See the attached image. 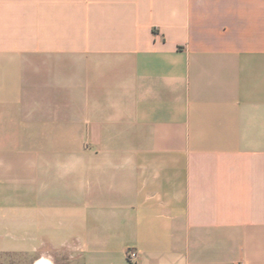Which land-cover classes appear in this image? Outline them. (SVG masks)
I'll use <instances>...</instances> for the list:
<instances>
[{
	"label": "crops",
	"instance_id": "crops-1",
	"mask_svg": "<svg viewBox=\"0 0 264 264\" xmlns=\"http://www.w3.org/2000/svg\"><path fill=\"white\" fill-rule=\"evenodd\" d=\"M0 253L264 264V0H0Z\"/></svg>",
	"mask_w": 264,
	"mask_h": 264
},
{
	"label": "rangeland",
	"instance_id": "rangeland-1",
	"mask_svg": "<svg viewBox=\"0 0 264 264\" xmlns=\"http://www.w3.org/2000/svg\"><path fill=\"white\" fill-rule=\"evenodd\" d=\"M0 264H23L16 261V256L11 253H0Z\"/></svg>",
	"mask_w": 264,
	"mask_h": 264
},
{
	"label": "built area",
	"instance_id": "built-area-1",
	"mask_svg": "<svg viewBox=\"0 0 264 264\" xmlns=\"http://www.w3.org/2000/svg\"><path fill=\"white\" fill-rule=\"evenodd\" d=\"M126 258L130 262H135V260L137 258V252H136V250H134L132 248H127L126 249Z\"/></svg>",
	"mask_w": 264,
	"mask_h": 264
}]
</instances>
